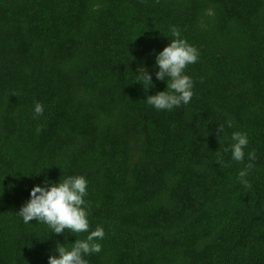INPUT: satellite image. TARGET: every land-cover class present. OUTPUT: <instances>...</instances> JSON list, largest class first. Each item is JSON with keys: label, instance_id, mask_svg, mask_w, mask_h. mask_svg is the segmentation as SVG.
Returning <instances> with one entry per match:
<instances>
[{"label": "trees", "instance_id": "trees-1", "mask_svg": "<svg viewBox=\"0 0 264 264\" xmlns=\"http://www.w3.org/2000/svg\"><path fill=\"white\" fill-rule=\"evenodd\" d=\"M173 26L199 51L194 94L156 110L145 97L165 82L137 76ZM236 131L256 152L250 187L247 156L224 152ZM70 175L105 232L89 264H264V0H0V264H47L87 236L17 213Z\"/></svg>", "mask_w": 264, "mask_h": 264}, {"label": "clouds", "instance_id": "clouds-1", "mask_svg": "<svg viewBox=\"0 0 264 264\" xmlns=\"http://www.w3.org/2000/svg\"><path fill=\"white\" fill-rule=\"evenodd\" d=\"M172 39L162 50L156 53L154 73L142 67V72L137 76V83L147 92L154 88L153 75L156 81L165 82L167 91L156 92L146 95L145 101L156 110L171 111L181 105H187L193 97V80L185 73L188 65L198 61L199 51L197 48L182 38L181 32L175 26L170 29ZM44 112V105L37 102L34 105V118L39 117ZM228 128L232 127L231 120L225 122ZM225 125H220L217 131L223 134ZM231 142L224 148V152L230 153L231 160L239 163H247L241 168L237 175V180L245 187H250L247 179L250 171L254 167L256 152L245 149L249 145V137L246 132H232ZM217 165L225 166L222 156H218ZM41 172V171H40ZM40 172L32 175H39ZM43 185V186H42ZM42 185H33L29 190V199L20 207L17 212L23 223L35 220L36 223L47 225L48 236L50 233L68 235L87 233L84 239H75L70 243L71 247L56 243L55 253L49 255L47 264H89L86 257L98 254L102 251V241L105 236L104 229L97 227L89 230L88 202L85 197L88 194V181L82 175L66 176L62 181L52 182L45 179ZM3 188L0 186V195ZM74 236V235H73Z\"/></svg>", "mask_w": 264, "mask_h": 264}]
</instances>
